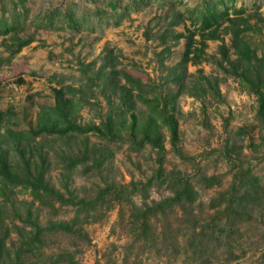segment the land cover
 Returning a JSON list of instances; mask_svg holds the SVG:
<instances>
[{
  "label": "rangeland",
  "instance_id": "rangeland-1",
  "mask_svg": "<svg viewBox=\"0 0 264 264\" xmlns=\"http://www.w3.org/2000/svg\"><path fill=\"white\" fill-rule=\"evenodd\" d=\"M127 1L116 9L103 3L119 18L118 26L95 21L90 31L86 25L43 26L42 20L56 8H75L76 15L93 11L91 0H0V19L17 29L0 33V109L12 112L11 129L36 128L40 107L54 103L53 89L82 85L86 74L104 66L109 52L107 73L113 65L161 86L178 129L174 144L165 128L149 137L154 144L146 140L141 128L148 111L133 98L132 108L121 107L113 134L37 138L38 165L43 160L38 171L45 187L60 197L51 208L20 187L0 196V264H11L32 236L28 223L38 229L69 226L82 201L102 205L96 211L100 218L84 220L71 233L43 231L38 264H66L61 253L71 254L77 264H264V195L251 199L239 188L248 178L264 188V124L257 116V96L229 68L238 57L236 46L249 48L253 64L264 57V0H150L135 11L125 8ZM208 4L231 16L243 9L250 28L238 43L222 24L218 37L206 42L201 62L180 66L195 28L189 16ZM194 40L198 49V35ZM115 90L92 86L91 106L75 110L73 123L83 128L105 120L118 103ZM5 158L15 162L11 147ZM74 160V170H67ZM179 178L189 184L194 202L176 203L142 220L147 208L174 197L172 183ZM233 188L238 204L230 197ZM34 255L26 261L36 260Z\"/></svg>",
  "mask_w": 264,
  "mask_h": 264
},
{
  "label": "trees",
  "instance_id": "trees-1",
  "mask_svg": "<svg viewBox=\"0 0 264 264\" xmlns=\"http://www.w3.org/2000/svg\"><path fill=\"white\" fill-rule=\"evenodd\" d=\"M149 1L150 0H128L125 8L135 11L138 7ZM91 2L95 5L93 11L88 9V12H83L81 15L75 14V8L66 10L65 12L56 8L52 13L43 17V26H59L57 28L61 29H80L82 25H86L85 27L93 31V26L91 25L95 21L99 23L108 22V24H114L116 26L120 24L119 18L116 19L115 15H111V13H109L107 9L102 8V6L104 3L106 7L116 9L121 0H91ZM196 11L197 10H193L191 12L192 15L189 16L195 28L188 37L185 52L179 63L180 66L187 63L193 65L199 64L202 60V56L205 55L206 42L218 37L215 32L222 24L226 23L227 29L231 30V33L234 38L238 40V43H241V35L250 28L248 19L242 16L244 10L241 8L234 9L232 11V16L229 15L228 10L219 11L215 6L209 4L200 11ZM55 19L58 20L55 21ZM9 32H17V29L1 18L0 33L7 34ZM195 35L199 37V41L197 42L199 45L198 49L193 48V44L196 43L194 40ZM179 36H181V34L176 35V38ZM28 43L29 41L22 42L21 46ZM250 52L251 51L246 45L239 48L236 46V54L238 57L236 61L230 63L229 68L234 77L240 83L248 84L251 92L257 96V116L264 124V57L257 59L253 64L251 62L252 55ZM109 57L110 52L105 57L104 66L98 69L92 76H87L85 73L86 71H83L86 74V81L82 85L80 84L78 87L66 85L59 89H53L54 103L52 106L40 107L36 118L37 126L34 129L17 131L11 129L10 120L13 117L12 112L9 110L2 111L0 109V196L5 195V192L10 188L20 187L28 191L33 201L37 202L40 206L53 208L52 202L60 196L58 197L55 191L45 187L43 181L44 175L38 171V166H42L43 160H39L40 162L38 165L36 157H40L39 153L41 150L36 146V139H61L64 137L84 136L91 132L101 137H104L106 134H113L115 125L120 123V116L123 113L121 107L128 106L132 108L133 98L134 101L139 102L148 111L149 120L141 128L145 134V139L151 141L149 137L153 133H156L159 128H165L170 133L171 143H175L178 136L177 123L172 114L168 111L170 102L166 101L167 99L161 95V86L153 84L150 78L144 81L139 77L129 74V72L124 69H115L113 65V69L107 73L105 69L110 65ZM223 57L225 58V55H223ZM180 80L179 76L174 78L176 83ZM121 81H123V84H120ZM92 86L101 87L102 91H112V93L115 94L117 91L115 89H118V103H112L111 113H109L112 115L108 114L105 120L101 119L97 126L81 128L79 125L73 123L71 117L75 110L91 106L90 99L93 97L91 91ZM132 117L134 116L132 115ZM134 120L132 125L135 129ZM153 126L156 128L153 129ZM9 147L15 152L17 161L15 160L14 163L5 158V156H8ZM75 167L76 161L74 160L67 166V170H74ZM157 177H160V173H158ZM206 180L208 187L213 185V179ZM164 182L165 180L162 181V183ZM239 184V188L243 190L241 193L243 196L250 195L251 199H254L264 195V188L259 186L255 179H241ZM172 187L174 188V197L158 202L152 208H147L143 212L142 220L156 213L162 215L167 209H172L176 203L178 204L184 201L186 203L194 202V193L189 188V184L185 179L179 178L178 181L172 183ZM236 191L237 189L233 188L230 196L235 200L234 204H238L239 202L237 200ZM101 196V198H104L102 194ZM111 203L112 202H109V204ZM80 204L82 208L77 209L75 216L70 220L69 226L60 225L58 227L38 229L36 224L32 222L28 223L31 232L33 231L32 236L24 241L18 251L14 253L15 258L11 264H38L37 260L41 259L39 256L42 257L43 255V231L50 230L58 233L62 230L71 233L72 228L77 225L80 226L84 220L96 221L100 218L98 217L100 215L96 214V211L103 209L102 205H98L97 202L85 203V201L80 202ZM109 208V205H107L105 209L108 210ZM91 212L93 213L91 214ZM81 213L85 214L83 219L79 217ZM2 246L3 242L0 241V247L3 250ZM35 252H37V255H34ZM29 255H34L36 260L31 262L26 261ZM64 257L66 264H77L73 256L69 253H61L58 255L59 259ZM59 262L60 261H55V263L52 264H60Z\"/></svg>",
  "mask_w": 264,
  "mask_h": 264
}]
</instances>
